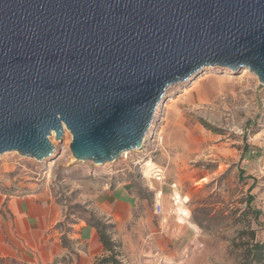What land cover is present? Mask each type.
I'll return each instance as SVG.
<instances>
[{
  "label": "water",
  "instance_id": "obj_1",
  "mask_svg": "<svg viewBox=\"0 0 264 264\" xmlns=\"http://www.w3.org/2000/svg\"><path fill=\"white\" fill-rule=\"evenodd\" d=\"M205 68L264 86V0H0V155L115 162Z\"/></svg>",
  "mask_w": 264,
  "mask_h": 264
},
{
  "label": "rangeland",
  "instance_id": "obj_2",
  "mask_svg": "<svg viewBox=\"0 0 264 264\" xmlns=\"http://www.w3.org/2000/svg\"><path fill=\"white\" fill-rule=\"evenodd\" d=\"M242 75L210 68L169 87L143 149L112 163L75 161L66 130L60 143L51 136L55 152L48 161L4 153L0 195L44 200L45 193L61 208L64 232L80 221L104 226L115 264H264V178L253 173L264 156V86ZM152 165L161 169L162 181L148 175ZM211 171L212 181L192 186L200 172L206 177ZM118 185L137 199L129 223L119 229L99 207L102 194ZM67 234L62 264H84ZM0 264L44 262L22 254L0 257Z\"/></svg>",
  "mask_w": 264,
  "mask_h": 264
},
{
  "label": "crops",
  "instance_id": "obj_3",
  "mask_svg": "<svg viewBox=\"0 0 264 264\" xmlns=\"http://www.w3.org/2000/svg\"><path fill=\"white\" fill-rule=\"evenodd\" d=\"M263 158L258 159L253 170L261 177ZM200 173L195 180L192 179V186H202L208 180L212 181V175H215L212 171L206 177ZM99 202L101 213L118 229L129 223V215L137 206L135 193L122 185L104 192ZM63 218L61 208L45 193L44 200L40 195H0V257L17 258L24 254L40 259L44 264H62L61 257L67 253L62 245L66 233L77 246L79 258H84V264H92L96 257L106 254L94 227L80 221L73 223L69 232H64L61 229Z\"/></svg>",
  "mask_w": 264,
  "mask_h": 264
},
{
  "label": "trees",
  "instance_id": "obj_4",
  "mask_svg": "<svg viewBox=\"0 0 264 264\" xmlns=\"http://www.w3.org/2000/svg\"><path fill=\"white\" fill-rule=\"evenodd\" d=\"M92 227H94L97 231L98 238L100 243L102 244L104 252L108 253L106 257H103L101 260L97 261L95 264H115V250H114V244L110 241V238L106 236L104 231V226L101 227L97 222H92L90 224ZM262 249V248H261ZM262 251V250H260Z\"/></svg>",
  "mask_w": 264,
  "mask_h": 264
},
{
  "label": "built area",
  "instance_id": "obj_5",
  "mask_svg": "<svg viewBox=\"0 0 264 264\" xmlns=\"http://www.w3.org/2000/svg\"><path fill=\"white\" fill-rule=\"evenodd\" d=\"M261 171H262V177L264 178V161L261 164ZM151 174H152V178H154V180L156 181H162L164 179V175L161 171L158 172L156 171ZM171 187L174 188L175 185H172ZM160 193L161 192L158 193V196L160 195ZM178 199L179 198H177V196L173 193L172 200L175 204L179 201ZM161 213H162V206L158 203L156 205V214H161Z\"/></svg>",
  "mask_w": 264,
  "mask_h": 264
},
{
  "label": "bare ground",
  "instance_id": "obj_6",
  "mask_svg": "<svg viewBox=\"0 0 264 264\" xmlns=\"http://www.w3.org/2000/svg\"><path fill=\"white\" fill-rule=\"evenodd\" d=\"M205 69H210V68H205ZM204 70V69H203ZM202 70V71H203ZM202 71H200V72H198L197 74H195L194 76H192V77H190L188 80H190V79H192L193 77H195V76H197L199 73H201ZM232 71H234V70H232ZM238 71H242L243 72V75L242 76H245V75H247V74H251L247 69H242V70H238ZM187 80V81H188ZM165 98V97H164ZM163 101H164V99H163ZM162 101V102H163ZM162 104V103H161ZM160 104V105H161ZM159 105V106H160ZM152 124V123H151ZM150 127H151V125H150ZM150 133V128H149V131H148V134ZM148 134H147V136L145 137V139H144V142H145V140L147 139V137H148ZM54 134L52 133V136H53ZM51 138V137H50ZM158 138H159V135H158ZM160 139V138H159ZM143 149V148H142ZM141 149V150H142ZM137 151H140V150H137ZM125 154H127V152L125 153ZM125 154H123V155H125ZM122 155V156H123ZM50 160V159H49ZM145 170H147L146 168H145V166H144V171ZM158 172V171H161V169L159 168V167H157V166H155V165H152V167H151V169L147 172L148 173V175H152L151 173H153V172ZM162 172V171H161ZM177 196V198H179V196L178 195H176ZM177 203H180L179 201L177 202Z\"/></svg>",
  "mask_w": 264,
  "mask_h": 264
}]
</instances>
